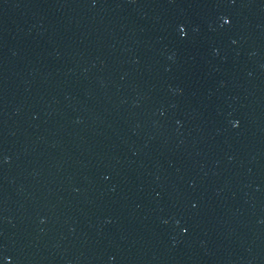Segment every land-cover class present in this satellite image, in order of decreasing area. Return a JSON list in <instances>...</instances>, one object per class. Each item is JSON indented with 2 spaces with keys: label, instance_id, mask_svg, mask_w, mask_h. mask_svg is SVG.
Returning <instances> with one entry per match:
<instances>
[{
  "label": "water",
  "instance_id": "95a60500",
  "mask_svg": "<svg viewBox=\"0 0 264 264\" xmlns=\"http://www.w3.org/2000/svg\"><path fill=\"white\" fill-rule=\"evenodd\" d=\"M0 264H264V0H0Z\"/></svg>",
  "mask_w": 264,
  "mask_h": 264
}]
</instances>
